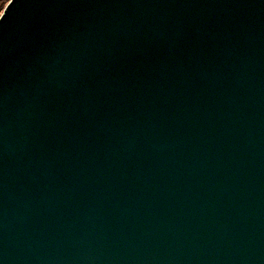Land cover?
I'll return each mask as SVG.
<instances>
[{
	"label": "water",
	"instance_id": "95a60500",
	"mask_svg": "<svg viewBox=\"0 0 264 264\" xmlns=\"http://www.w3.org/2000/svg\"><path fill=\"white\" fill-rule=\"evenodd\" d=\"M0 16V264H264V0Z\"/></svg>",
	"mask_w": 264,
	"mask_h": 264
},
{
	"label": "trees",
	"instance_id": "16d2710c",
	"mask_svg": "<svg viewBox=\"0 0 264 264\" xmlns=\"http://www.w3.org/2000/svg\"><path fill=\"white\" fill-rule=\"evenodd\" d=\"M8 0H0V13L3 10L5 4L7 3Z\"/></svg>",
	"mask_w": 264,
	"mask_h": 264
},
{
	"label": "snow or ice",
	"instance_id": "6c2138e0",
	"mask_svg": "<svg viewBox=\"0 0 264 264\" xmlns=\"http://www.w3.org/2000/svg\"><path fill=\"white\" fill-rule=\"evenodd\" d=\"M0 18H3V16H0Z\"/></svg>",
	"mask_w": 264,
	"mask_h": 264
}]
</instances>
